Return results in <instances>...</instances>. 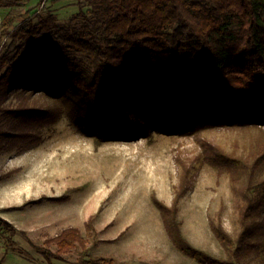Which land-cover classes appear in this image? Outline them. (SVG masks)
Returning <instances> with one entry per match:
<instances>
[{"label":"trees","instance_id":"obj_1","mask_svg":"<svg viewBox=\"0 0 264 264\" xmlns=\"http://www.w3.org/2000/svg\"><path fill=\"white\" fill-rule=\"evenodd\" d=\"M86 1L89 10L66 23L51 12L5 23L13 29L0 55V143L32 148L42 141L37 131L63 116L98 141L208 126L259 131L247 150L210 157L240 186L237 236L210 220L223 257L184 237L177 216L184 192L172 206L155 203L173 245L199 264H264V0ZM12 96L18 104L5 106ZM0 221L12 241L18 229ZM77 245L78 264H116L92 257L74 227L40 249L52 264Z\"/></svg>","mask_w":264,"mask_h":264},{"label":"rangeland","instance_id":"obj_2","mask_svg":"<svg viewBox=\"0 0 264 264\" xmlns=\"http://www.w3.org/2000/svg\"><path fill=\"white\" fill-rule=\"evenodd\" d=\"M88 10L86 0H20L12 5L0 0V55L11 41L8 19L18 24L51 12L66 23ZM18 102L12 96L5 106ZM258 132L208 126L98 141L63 116L37 131L42 141L32 148L22 150L17 148L22 141L3 139L0 218L18 232L11 241L0 221V264H48L41 246L69 227L81 231L94 258H112L116 264H199L173 245L155 203L172 206L178 192H184L177 215L184 237L223 257L210 220L237 236L240 198L234 186L238 191L240 186L226 165L218 167L210 157L217 151L247 150ZM81 250L77 245L52 264H78Z\"/></svg>","mask_w":264,"mask_h":264}]
</instances>
